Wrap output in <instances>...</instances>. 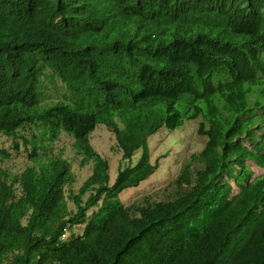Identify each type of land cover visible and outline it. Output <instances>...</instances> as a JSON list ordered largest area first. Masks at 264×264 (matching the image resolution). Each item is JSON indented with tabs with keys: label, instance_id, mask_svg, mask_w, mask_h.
I'll use <instances>...</instances> for the list:
<instances>
[{
	"label": "trees",
	"instance_id": "16d2710c",
	"mask_svg": "<svg viewBox=\"0 0 264 264\" xmlns=\"http://www.w3.org/2000/svg\"><path fill=\"white\" fill-rule=\"evenodd\" d=\"M192 1L145 0L136 9L138 0L94 1L99 11L114 2L130 8L119 10V39L125 55L135 52L145 61L141 116L138 122L128 119L120 130L114 121L117 109L103 97L127 104L131 86L95 66L102 86L90 93L93 106L84 103L56 114L62 123H83V130L74 132L75 148L83 155L82 166L91 163V174L73 190L72 162L51 156L53 145L43 138L34 150L26 149L29 161L23 170L0 167V264H264V172L257 174L258 168L264 170V0L254 4L251 15L239 0H212L228 26L210 37L206 33L213 23L192 17L201 15ZM37 3L42 10L57 7L49 0ZM57 12L67 23L76 15L68 14L65 4ZM98 36L117 43L108 30ZM46 37L35 24L0 34V41L24 56L23 70L0 95L1 112L18 104L36 107L40 86L29 49L40 48ZM88 45L75 38L71 49ZM161 102L166 115L159 111ZM199 117L198 133L207 141L202 151L183 155L169 182L172 198L141 205L132 215L121 193L159 166V159H151L149 135L163 125L175 129ZM97 121L115 132L122 152L113 182L109 160L87 137Z\"/></svg>",
	"mask_w": 264,
	"mask_h": 264
},
{
	"label": "clouds",
	"instance_id": "9594fccd",
	"mask_svg": "<svg viewBox=\"0 0 264 264\" xmlns=\"http://www.w3.org/2000/svg\"><path fill=\"white\" fill-rule=\"evenodd\" d=\"M33 1L0 0V26L4 28V32L0 31V34L14 32L15 26L21 24L28 27L35 24L40 30L47 33L45 44L38 49H29V61L32 63L31 67H34L35 77L40 86V90L36 93L39 95L35 103L36 107L18 104L6 112L0 111V126L4 127L0 134V144L2 143L1 138L4 137L6 142H10V148L19 150L17 152H23L26 157V151L30 150L29 148L34 150L38 141L43 138L45 145H53L49 151L51 156L59 155L67 161H71L72 167L74 161H78L79 165L82 166L80 161L83 155L76 151L74 132L76 130L81 132L83 123L73 119H62V123L56 114L62 115V112L78 109L80 106L83 107L84 103H88V108L93 106L90 102V93H95L102 86L99 72L94 69L95 66L107 70L109 75L115 77L118 83L131 86V98L127 104L122 103L115 96L103 97L113 103L117 109L114 121L116 124L118 123L120 130L124 128L130 118L138 122L143 110L145 91L141 86L140 76L145 68L144 58L134 54L135 52L125 55L120 48L122 42L119 39V32L122 27V17L119 10L120 8L122 10H129L130 8L122 4L117 6L114 2L106 10L99 11L93 9L95 0H49L57 7L53 8L49 5L47 10H42L37 0ZM173 1L178 2L180 0ZM239 1L245 14L251 15L256 11L254 4L262 0ZM142 2L145 0H138L133 8H139ZM59 4H65L69 11L68 14H76L69 23L61 21L62 16L57 12ZM192 5L201 14L192 16L193 18L203 21L210 20L213 23V29L206 33V37L224 29L223 25L226 24L221 15L223 11L214 6L212 0H193ZM247 26L252 27L253 25L251 22H247ZM103 30H108L114 34L117 37V43L114 45L106 43L102 36H98ZM31 33L35 35L33 28ZM231 34L233 35V33ZM75 38L79 41L86 39L89 42L88 48L71 49L75 43ZM235 54L236 52L234 57ZM23 60L24 56L21 55L19 49L12 48L0 41V95L3 90L15 82L14 77L23 70ZM83 75L84 82L79 85ZM138 75L139 77H137ZM88 88H90L89 94L87 93ZM3 104L4 102L0 100V107ZM160 105V113L166 115L164 114L167 113L164 106L166 104L161 102L158 106ZM50 108L56 111L51 112V115L44 114L43 110ZM187 120L191 119H186L185 122ZM103 126L107 127L97 121L94 128L87 134L89 143L95 150L92 136L95 130ZM164 126L166 125L161 126L159 130ZM5 131L13 133L6 134ZM111 131L116 140L115 132ZM157 132L149 135V138ZM67 140H70L69 144L58 145ZM15 145H18L19 148H16ZM118 149L120 150L119 147ZM5 152L11 153L12 156V152L6 146H2L0 148L1 157L9 158L4 156ZM26 159L28 160V158ZM84 166H89L92 169L91 163Z\"/></svg>",
	"mask_w": 264,
	"mask_h": 264
},
{
	"label": "rangeland",
	"instance_id": "374dc122",
	"mask_svg": "<svg viewBox=\"0 0 264 264\" xmlns=\"http://www.w3.org/2000/svg\"><path fill=\"white\" fill-rule=\"evenodd\" d=\"M200 121L201 117L194 120H187L182 127L175 130H170L164 126L149 138L148 143L151 150V159L153 162L156 158L159 159L160 165L140 185L129 188L121 193L120 197L132 215L135 214L136 208L141 205L172 198V189L169 186V182L177 173L183 155L188 151H202L207 141V137L198 134ZM92 139L96 150L110 162V177L111 182H113L118 173L121 158V151L116 145L114 134L110 129L103 126L94 131ZM1 142L0 148L6 146L12 152V156L10 158H2L0 153V167L12 172L23 170L28 164V160L23 155V152H17L15 149L10 148V142H6L4 137L1 138ZM69 143L70 140H67L62 141L58 145L62 146ZM141 153V150L136 153L135 162ZM197 167L200 168L201 166L198 164ZM73 170L76 174V180L72 188L78 191L83 181L91 174V169L89 166H80L78 161H74ZM257 170V174L264 172V170L259 168ZM66 192H69V187L66 188ZM69 206L75 208L72 202H69ZM83 229L76 228L75 230L79 233ZM67 235L69 236L70 234L68 233Z\"/></svg>",
	"mask_w": 264,
	"mask_h": 264
}]
</instances>
